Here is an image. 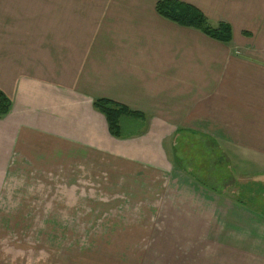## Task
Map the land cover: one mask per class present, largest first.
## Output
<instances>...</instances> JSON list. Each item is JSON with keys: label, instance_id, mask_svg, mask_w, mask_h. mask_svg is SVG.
I'll list each match as a JSON object with an SVG mask.
<instances>
[{"label": "crops", "instance_id": "0c3cea01", "mask_svg": "<svg viewBox=\"0 0 264 264\" xmlns=\"http://www.w3.org/2000/svg\"><path fill=\"white\" fill-rule=\"evenodd\" d=\"M159 1L0 0V90L12 102L0 176H40L56 159L76 175L164 176L183 214L174 223L210 226L185 235L203 242L192 256L205 259L189 264H264V213L232 204L225 234L210 211L222 199L175 156L189 133L264 162V0H177L229 24V44L161 17ZM97 99L144 114L143 129L112 137Z\"/></svg>", "mask_w": 264, "mask_h": 264}, {"label": "rangeland", "instance_id": "374dc122", "mask_svg": "<svg viewBox=\"0 0 264 264\" xmlns=\"http://www.w3.org/2000/svg\"><path fill=\"white\" fill-rule=\"evenodd\" d=\"M137 124L122 121L126 133L136 131ZM182 135L176 139V162L222 199L210 211L225 234L234 226L232 204L248 203L264 213L263 161H251L236 145ZM54 162L40 176L22 171L0 176V264H189L205 259L192 256L203 242L184 237L210 226L174 223L183 214L167 202L165 190L172 188L164 176H108L100 166L76 175L67 160Z\"/></svg>", "mask_w": 264, "mask_h": 264}, {"label": "trees", "instance_id": "16d2710c", "mask_svg": "<svg viewBox=\"0 0 264 264\" xmlns=\"http://www.w3.org/2000/svg\"><path fill=\"white\" fill-rule=\"evenodd\" d=\"M156 10L161 17L180 26L198 30L217 42L229 44L233 40V30L229 24L225 22H219L216 25L211 24L206 16L192 5L177 0H160L157 3ZM93 106L97 112L105 117L109 134L114 138L131 137V134H138L143 129L145 115L133 111L125 105L108 99H97L94 101ZM11 107V100L0 90V119L9 114ZM126 118L141 122H137L136 131L129 132V136L124 134L126 132L123 130L122 125V121ZM198 182L214 190L212 186L207 185L203 180H198Z\"/></svg>", "mask_w": 264, "mask_h": 264}]
</instances>
